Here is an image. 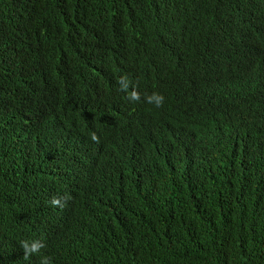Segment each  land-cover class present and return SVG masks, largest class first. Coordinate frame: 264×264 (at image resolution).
<instances>
[{"label":"trees","instance_id":"obj_1","mask_svg":"<svg viewBox=\"0 0 264 264\" xmlns=\"http://www.w3.org/2000/svg\"><path fill=\"white\" fill-rule=\"evenodd\" d=\"M34 239L264 264V0H0V264Z\"/></svg>","mask_w":264,"mask_h":264},{"label":"clouds","instance_id":"obj_2","mask_svg":"<svg viewBox=\"0 0 264 264\" xmlns=\"http://www.w3.org/2000/svg\"><path fill=\"white\" fill-rule=\"evenodd\" d=\"M93 23H98L99 21V15L98 10L90 16ZM121 84V90H126L128 85L123 80L120 81ZM129 99L133 101H137L140 99L139 94L137 92H131L129 93ZM164 96L160 93H153L150 97H148L149 103H154L156 107H161L164 102ZM91 139L94 141H98V137L95 133L92 134ZM64 203H66L67 198H63ZM53 207L60 206L63 207L64 203H62V198H53L50 202ZM21 249L24 253V259H28L34 255L39 257V264H53L51 258L47 255H42V249L46 247V244L38 239L34 240H22L20 242Z\"/></svg>","mask_w":264,"mask_h":264}]
</instances>
